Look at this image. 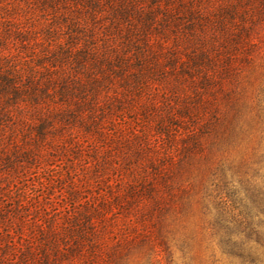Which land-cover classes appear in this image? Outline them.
<instances>
[{
  "label": "rangeland",
  "instance_id": "obj_1",
  "mask_svg": "<svg viewBox=\"0 0 264 264\" xmlns=\"http://www.w3.org/2000/svg\"><path fill=\"white\" fill-rule=\"evenodd\" d=\"M247 8L246 0H0V25L11 31L3 52L21 83L33 73L35 93L0 115V264H41L50 229L63 247L75 213L131 178L124 167L139 162L137 143L160 157L170 151L167 130L174 159H185L182 186L194 184L183 209L165 216L170 253L130 226L137 212L119 209L106 243L128 230L135 241L117 263L264 264V215L244 197L264 133L256 106L264 19L246 35ZM190 135L197 142L183 152Z\"/></svg>",
  "mask_w": 264,
  "mask_h": 264
},
{
  "label": "trees",
  "instance_id": "obj_2",
  "mask_svg": "<svg viewBox=\"0 0 264 264\" xmlns=\"http://www.w3.org/2000/svg\"><path fill=\"white\" fill-rule=\"evenodd\" d=\"M246 1L248 8L244 12V18L247 21V27L244 32L249 35L257 22L264 19V0ZM1 20L0 22L3 23ZM4 25L8 27V23L5 22ZM9 32H11L9 28L7 29L5 26L0 25V115L8 102L15 101L17 104V101L21 100L24 95L31 100L35 96L32 90L34 87L32 83L33 73L31 71L27 72L28 82L21 83L23 79L21 69L17 68L15 61L11 59L15 64L11 62L9 55L3 52L5 49L2 46L3 39L5 36L8 37L10 35ZM246 60L248 64L253 62L252 53H246ZM258 102V105L256 104L258 109L257 116L262 114L264 119V95ZM168 119L171 120V117H168ZM160 126H162V120ZM169 132L168 130L165 132L164 140L170 151L166 152L162 157L157 152H154V149L144 148L142 143H137L138 148L132 150L131 154L133 156L132 159L139 160V162L135 164V167H124L131 178L123 186L115 189V191L110 188L104 193L100 192L98 195L99 200L89 201L87 207L75 213L74 221H72L74 225L64 230V236L63 238L61 237L63 247L57 245L55 232L50 229L48 237L52 243V248L49 252L45 251L42 253L43 260L41 264H56L54 260L57 259L59 261L58 264H111L110 261L114 262L112 264H119L117 261H121L123 258L121 255L129 251L128 243L135 241V234H130L128 230L121 237V241L116 239L113 244L108 245L106 243L107 237H110L108 234H110V227L113 223L110 220L118 221L114 214H117L119 209L127 214L132 212V210L134 213L137 212V215H134L133 224H130V226L132 225L133 228L140 227L150 244L156 241L157 246L162 247L165 253H170L166 239L165 216L169 212L175 213L176 208L183 209L188 202L189 192L193 189L194 184L190 182L188 186H182L181 171L185 164V159L181 161L180 159H174L171 151L174 137ZM259 138L261 141L260 146L256 149L255 158L249 165L250 172L247 173L245 178L244 197L251 207L256 208L257 211L264 215V133ZM196 142L195 135L187 136L186 143L181 146V150L184 152L189 145H193ZM111 186L112 184H110ZM183 194L187 198L181 201V198L184 197ZM210 195L211 193H206V195H203L204 199L201 200L204 202L207 213L208 202H211ZM125 217L126 215L123 214L122 218L124 219ZM126 225L129 226L127 223ZM121 233L123 232L121 231ZM259 239L264 249V234H261ZM123 243H125V247L122 246ZM50 253L55 256V259L51 261L48 257ZM24 264L33 263L25 260Z\"/></svg>",
  "mask_w": 264,
  "mask_h": 264
}]
</instances>
